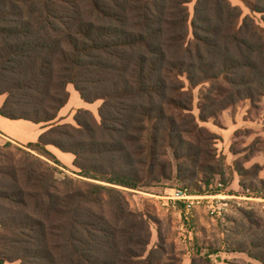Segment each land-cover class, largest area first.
<instances>
[{"label":"trees","instance_id":"16d2710c","mask_svg":"<svg viewBox=\"0 0 264 264\" xmlns=\"http://www.w3.org/2000/svg\"><path fill=\"white\" fill-rule=\"evenodd\" d=\"M192 1L0 0V113L52 125L29 149L0 143V264H163L125 188L170 179L171 150L180 178L228 182L219 136L199 120L264 99V0L245 1V16L230 0H196L191 15ZM69 85L103 101L100 120L81 107L76 125L55 122ZM50 146L74 154L81 178L61 175ZM254 168L241 175L264 188ZM257 240L264 264V231Z\"/></svg>","mask_w":264,"mask_h":264},{"label":"rangeland","instance_id":"374dc122","mask_svg":"<svg viewBox=\"0 0 264 264\" xmlns=\"http://www.w3.org/2000/svg\"><path fill=\"white\" fill-rule=\"evenodd\" d=\"M230 1L242 8L244 16L251 14L245 3L249 0ZM195 3L196 0H193L189 4L191 15L194 13ZM255 15L257 20L261 21V15ZM261 24L264 26L263 22ZM69 90L72 96L65 108L60 110L55 122L76 125L74 116L78 110L77 104L79 99L80 102L83 101L73 85H69ZM205 91V87L201 85L194 89L192 113L198 119L201 115V95ZM102 103V100L94 103L85 102V107L100 120L99 108ZM255 104L244 100L233 107L219 111L215 117H210L207 121L199 120L201 126L219 136L215 147L219 155L225 156L227 166L225 179L228 181L226 184L220 185L219 177H215L212 184L207 187L202 181L204 179L201 174L190 177L192 170L182 173L184 177L180 178L176 171V158L171 150L174 173L170 179H159L139 189L125 188L130 207L143 212L149 220L152 232L149 249L156 248L161 242L166 249L163 254L158 253L156 260L160 259L163 264H168L169 260H172L173 264H193V261H196V264H219L222 261L227 264H262L255 257L261 255L262 249L252 245V240L257 242V238L262 237L264 231V203L250 197H256L261 193L264 195V188L253 175H241L242 168L254 172L256 170L254 166L258 165L255 163L256 160L264 164V99L256 101ZM8 141L29 149L26 147L27 144L7 138L0 143L5 144ZM4 150L10 148L5 147ZM67 155L68 157H62L63 161L58 157L63 164L60 166L61 175L65 173L81 178L79 169L72 165L73 154L67 153ZM251 183L257 184V187H251ZM173 188H188L191 194L198 195H209L218 188L219 192L216 194L226 196L223 198H228L230 204L222 217L214 218L207 207V211L201 207L191 211L186 219L180 216L177 213L179 209H174V204L165 198L170 195ZM163 202L168 204L164 205ZM183 206L182 202L177 203V207L183 208ZM200 251L206 256L205 258L211 259V263L202 261Z\"/></svg>","mask_w":264,"mask_h":264},{"label":"crops","instance_id":"0c3cea01","mask_svg":"<svg viewBox=\"0 0 264 264\" xmlns=\"http://www.w3.org/2000/svg\"><path fill=\"white\" fill-rule=\"evenodd\" d=\"M71 96H72V94L70 91V98H71ZM5 98H6L5 95L0 96V108L3 104V102L5 101ZM80 98H81V96H80ZM81 100L84 102V100L82 98H81ZM83 102H80V99H79V102L77 104L78 108H81V107L87 108V107H85L86 106L85 102L84 103ZM64 108L65 107H63L62 109H64ZM51 126H52L51 123H35V122L29 121L26 119H10V118L4 117L0 113V142L4 138L10 139V140L15 141L17 143H23V144H28L30 142H36V141H38L40 135ZM49 149L57 156V158L58 157L61 158V160H62V157H64V156L68 157L67 152H63L60 149H58L57 147L50 146ZM74 160H75V156L73 154V157H72V161H73L72 165L73 166H74ZM256 161L257 162H255V163L259 164L264 169V167H263L264 164L258 160H256ZM263 169H261V171L259 173V178L262 180H264ZM193 195H198V194H193ZM233 195L236 196L237 194H233ZM200 196H204V195H200ZM181 202L184 204L183 208L177 207V203L179 204ZM163 203H164V205L168 204V202H163ZM171 203L174 204L173 205L174 209H179L178 211L176 210L177 213L180 216H184L186 219L188 218L187 215L189 213H192L191 211H195V209L197 210V209H200L201 207H203L206 210L205 203H202V204L194 203L191 210H187L186 202H184L182 200L177 201L175 203L174 202H171ZM10 264H19V262H14V263H10ZM219 264H227V263L222 261Z\"/></svg>","mask_w":264,"mask_h":264},{"label":"built area","instance_id":"2783aa9c","mask_svg":"<svg viewBox=\"0 0 264 264\" xmlns=\"http://www.w3.org/2000/svg\"><path fill=\"white\" fill-rule=\"evenodd\" d=\"M248 192H250V189H248ZM223 197L226 196L216 193H211L209 195H204V196L193 195L189 192L188 188H173L171 189L170 195L165 198H167L170 202H174V203L181 200L186 202L187 210H191L194 203H198V204L205 203L209 213L214 218H216V217L224 216L230 204L227 200L228 198H223ZM250 198L260 200L264 203V196L262 193L257 195L256 197H250Z\"/></svg>","mask_w":264,"mask_h":264}]
</instances>
